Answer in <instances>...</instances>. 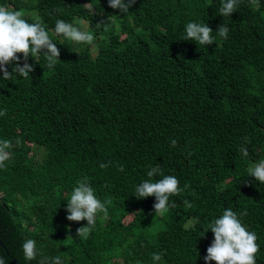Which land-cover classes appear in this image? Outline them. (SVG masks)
Here are the masks:
<instances>
[{"label":"trees","instance_id":"16d2710c","mask_svg":"<svg viewBox=\"0 0 264 264\" xmlns=\"http://www.w3.org/2000/svg\"><path fill=\"white\" fill-rule=\"evenodd\" d=\"M220 3L136 0L122 15L108 0H0L39 20L60 50L53 69L30 56L29 78L3 80L0 72V111L22 135L14 146L16 133L0 120V140L13 144L0 168L5 264H38L40 256L24 260L25 239L63 264H153V253L164 254L157 264H205L214 239L208 225L229 208L256 233V264H264V184L247 171L264 157V0H238L224 18ZM57 19L84 21L97 40L94 55L55 34ZM189 22L207 24L215 43L184 41ZM223 23L227 38L215 33ZM155 165L181 189L189 185L162 216L155 197H135ZM83 177L110 201L108 218L99 213L87 239L76 235L87 221L66 219Z\"/></svg>","mask_w":264,"mask_h":264},{"label":"clouds","instance_id":"9594fccd","mask_svg":"<svg viewBox=\"0 0 264 264\" xmlns=\"http://www.w3.org/2000/svg\"><path fill=\"white\" fill-rule=\"evenodd\" d=\"M249 2L256 4L257 0H249ZM135 3L136 0H108V7L119 10L123 15L127 14ZM237 4L238 0H221L219 15L223 18L231 17L236 12ZM24 17L25 12L22 9L16 10L11 6H0V72L3 73V80H12L17 76L29 78L30 73L34 71L33 66L27 62L30 56L32 58L43 56L47 61L46 67L49 69H53L59 61L60 50L42 23L39 20L30 23ZM114 17L119 16H109L108 20ZM83 23L84 21H80V24ZM100 25L97 24L98 27ZM53 31L58 36H63L78 44L91 45L95 39L90 31L81 30L79 26L62 19L56 20ZM185 32L184 41H194L196 44L204 46L215 43L216 37L213 36V30L207 24L189 22L185 27ZM215 33L220 38H227L228 25L224 23L219 25ZM21 55L23 57L22 66ZM12 64L15 66L12 67L10 73L7 66ZM5 114L0 111V116ZM244 139L247 141V137ZM176 144V140H171L173 147ZM12 147L13 144L10 140H0V168L5 167V162L12 158V152L9 151ZM239 151L243 157H248L249 153L246 147L242 146ZM189 155H191L190 152ZM109 166L110 162L100 165L101 168ZM117 170L123 172L124 168L118 166ZM247 171L250 177L260 184H264V159L253 164ZM147 177L148 179L136 185L135 197L137 199L155 197L153 205L155 215L162 216L168 212L170 207H175L174 204H169L170 197L179 195L189 187L186 183L184 189H181L177 177L164 175L160 165L152 166L147 172ZM156 177L160 178L154 179ZM107 203L110 201L102 202L97 198L88 177L76 181V186L67 201L66 219L77 223L87 221L86 226H81L76 230L79 239L89 237L99 213H103L104 219L108 218ZM184 205L189 208L192 206L187 200L184 201ZM246 215V211L241 213V216ZM208 229L212 232L214 239L206 250L205 264H212V262L215 264H256V254L259 252L257 235L247 229L232 209L224 210L222 215L208 225ZM21 250L25 261H34L40 256L38 264H63L61 255L44 256L39 253L36 241L33 239L23 240ZM163 255V253H153L151 257L153 264L160 262ZM0 264H5L2 256H0Z\"/></svg>","mask_w":264,"mask_h":264},{"label":"rangeland","instance_id":"374dc122","mask_svg":"<svg viewBox=\"0 0 264 264\" xmlns=\"http://www.w3.org/2000/svg\"><path fill=\"white\" fill-rule=\"evenodd\" d=\"M73 24L76 25V26H79L81 28V30L87 31V26H86L85 23L80 24V21L76 20ZM104 36H106V35H104ZM96 41L97 40H94L93 44H91V45L86 44V43H79L78 44V43H75V42H73V45H74L75 49H77V50H82L85 47H87L93 52V55H94L95 46H96L95 42ZM0 120H2L4 122V127H3L4 129H6L7 131L16 133L17 137L15 139L14 146L19 145L22 135H21L20 130H19L18 122L15 119L10 118V117H8L6 115L0 116ZM17 141H19V143H17ZM36 151L39 152L40 150H36ZM262 159H264V157H261L259 160H262Z\"/></svg>","mask_w":264,"mask_h":264},{"label":"water","instance_id":"95a60500","mask_svg":"<svg viewBox=\"0 0 264 264\" xmlns=\"http://www.w3.org/2000/svg\"><path fill=\"white\" fill-rule=\"evenodd\" d=\"M0 246H1V247H4V245H3L2 241H0Z\"/></svg>","mask_w":264,"mask_h":264}]
</instances>
